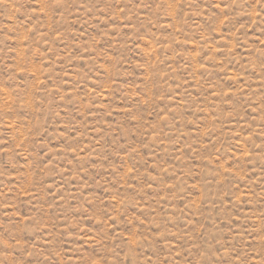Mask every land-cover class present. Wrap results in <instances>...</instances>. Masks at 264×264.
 <instances>
[{
	"label": "rangeland",
	"instance_id": "rangeland-1",
	"mask_svg": "<svg viewBox=\"0 0 264 264\" xmlns=\"http://www.w3.org/2000/svg\"><path fill=\"white\" fill-rule=\"evenodd\" d=\"M0 264H264V0H0Z\"/></svg>",
	"mask_w": 264,
	"mask_h": 264
}]
</instances>
